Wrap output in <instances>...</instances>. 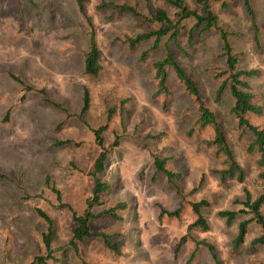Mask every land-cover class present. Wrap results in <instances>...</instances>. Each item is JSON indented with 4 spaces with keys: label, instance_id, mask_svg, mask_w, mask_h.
<instances>
[{
    "label": "rangeland",
    "instance_id": "374dc122",
    "mask_svg": "<svg viewBox=\"0 0 264 264\" xmlns=\"http://www.w3.org/2000/svg\"><path fill=\"white\" fill-rule=\"evenodd\" d=\"M168 1L84 0V17L76 0H0V264H40L38 257L45 258L44 264H216L204 244L214 247L220 264H264V245L251 247L261 235L253 222L244 244L233 248L239 223L251 217L241 204L244 190L253 198L264 195V180L257 156L246 151L250 136L230 112V95L225 92L220 102L214 101L225 77L218 30L201 34L187 56H174L218 118L244 170L243 184L219 182L216 171L224 167L223 158L205 143L213 130L191 131L197 129V107L171 70L168 95L155 96L152 63L163 57L164 48L152 50V40L133 47L128 43L157 29L148 19L158 8L173 23L180 21ZM183 1L198 13L205 6L204 0ZM101 3L126 4L138 15ZM249 3L254 24L243 0L206 5L228 34L238 68L259 71L248 82L255 102L264 108V0ZM91 34L101 66L96 77L84 72ZM143 52L148 54L141 61ZM84 90L89 107L81 115ZM247 119L264 126V114ZM104 125L108 153L97 177L109 190L92 213L121 203L125 209L114 211L118 219L102 215L89 222L90 231L106 240L84 239L73 248V213L83 214L95 183L99 148L92 131ZM154 158L167 159L166 167L179 178L169 182L155 170ZM201 201L208 203L201 208L208 230H188L196 218L190 205ZM38 209L52 224L50 259L42 241L47 223ZM177 209L178 217L167 215ZM221 211L246 214L227 224L218 216ZM182 237L186 241L177 247Z\"/></svg>",
    "mask_w": 264,
    "mask_h": 264
},
{
    "label": "trees",
    "instance_id": "16d2710c",
    "mask_svg": "<svg viewBox=\"0 0 264 264\" xmlns=\"http://www.w3.org/2000/svg\"><path fill=\"white\" fill-rule=\"evenodd\" d=\"M210 0H204L205 6L203 10L198 13L189 8V6L183 0H169L168 4L177 10L180 21L178 23H173L170 19L166 10L158 8L153 12H149L150 23L157 26L156 30H152L146 33H141L136 35L135 38L129 39L128 43L131 47L153 41L152 50H157L159 48H164V55L162 58L155 60L152 63V69L154 71V78L157 81V90L155 96L163 95L166 96L169 93L167 80L168 71L171 70L178 82L183 86L185 92L192 97L194 103L197 107V119L195 126L197 129L202 130L209 127L213 130V138L206 141V145L214 151L217 157L223 158L222 165L224 166L221 170H217V176L220 183H225L228 180H234L239 184L244 183L245 173L242 167L237 162L233 149L229 143V139L225 132L222 130L219 120L215 113L205 104L202 99L196 82L189 74L186 73L181 63L178 61L177 57H185L188 55V50L191 49L195 42L199 39L201 34L211 30L216 29L219 32V39L221 43V57L224 59L223 63L225 65V70L222 79L218 87L215 90L214 101L220 102L225 92L230 95L233 101V105L230 112L234 119L237 121V126L242 130V133H248L250 140L246 146L247 153L254 154L257 156L256 164L260 169L259 178L264 180V126H254L247 119V115H253L260 117L264 114V108L255 102V95L252 91V86L249 84V80L256 77L259 74L258 70H241L238 68L239 57L234 53L233 47L228 39V34L218 27V17L215 13L207 8L206 3ZM219 1V0H212ZM84 0H76L77 8L79 12L86 17L84 6ZM102 8L112 7L116 10L126 11L132 15H138L136 8L128 6L126 4H110L101 3L99 5ZM225 7V3L222 5ZM243 7L246 15L250 18L254 24V13L249 0H243ZM184 21H189L192 23L190 28ZM89 25L91 23L88 21ZM163 44L160 45V42ZM176 52L177 57L174 53ZM147 52H143L140 55V60L144 61L147 57ZM101 70L99 64V52L95 45L93 35H90L89 49L86 54L84 61V72L89 77L98 76ZM222 76V75H220ZM218 79H220L218 77ZM217 79V80H218ZM89 107V94L87 90L83 92L82 98V108L81 115H83ZM110 120V116L107 118V122ZM107 129L104 125L98 129H94V141L96 146L99 148V154L94 163L93 176L95 178L94 187L92 189V195L86 201V207L82 215L76 216L73 213V217L76 222V228L73 233V238L71 244L73 248L75 247V242H82L84 239H89L93 237H100L106 240V236L102 233H93L89 229V222L91 220L97 219L102 215H108L113 219H118L114 211L117 209L124 210L125 204L121 203L116 205L113 209H108L99 212L94 215L92 213V208L94 206H100L102 204V198L108 192L109 186L107 183L100 182L97 175H100L105 170V163L107 158L108 150L105 148L102 138V133ZM113 146H117V142H114ZM167 159H153V165L155 170L161 173L169 182L179 178L178 174L171 172L166 167ZM202 184L200 182L199 186ZM245 199L241 203L244 209H247L248 213L251 215L249 219L243 220L238 225V232L233 241V248L237 249L244 244L245 238L248 235L249 223H254L260 227L261 235L254 238L251 242V247H259L264 245V216L261 213V207L264 204V195L253 198L248 190H244ZM57 199H59V194H57ZM192 212L195 215V220L191 223L187 229L198 228L201 231H207L208 225L206 220L202 217L201 208L208 206V203L201 201L198 203H192ZM70 209V208H69ZM38 216L45 220L47 223L46 232L42 235V241L44 247L47 251V256L50 259L51 256V237H52V224L50 219L41 211L36 210ZM164 211H162L163 213ZM180 209L173 212H168L167 215L170 217H178ZM243 213L245 211H221L218 213L220 218L225 219L227 224L231 223L237 216V214ZM186 241V237H182L177 245L180 247ZM209 250L214 262L220 264L214 247L209 244H204ZM115 249V247H111ZM45 258L38 257L35 262L44 264ZM86 264V263H83ZM260 264V263H259Z\"/></svg>",
    "mask_w": 264,
    "mask_h": 264
}]
</instances>
